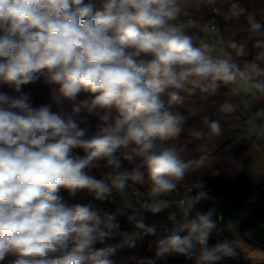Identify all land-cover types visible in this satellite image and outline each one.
Segmentation results:
<instances>
[{"label": "clouds", "instance_id": "9594fccd", "mask_svg": "<svg viewBox=\"0 0 264 264\" xmlns=\"http://www.w3.org/2000/svg\"><path fill=\"white\" fill-rule=\"evenodd\" d=\"M246 12L231 4L232 16ZM247 21L252 35L264 28L254 13ZM196 24L187 0H0V84L18 94L0 92V262L116 264L114 249L94 246L129 233L108 211L64 203L62 190L74 196L84 189L104 200L114 190L123 194L130 183L146 185L140 211L158 214L173 207L167 197L190 173L208 168L219 175L213 157L174 143L185 133L193 140L204 133L186 128L187 117L172 109L183 103L182 94H216L219 82L231 85L233 95L264 93V68L236 62L231 51L213 55L209 42L189 34ZM226 47L236 57L248 55L247 40ZM41 76L54 102L76 101L82 93L87 98L71 111L34 108L21 89ZM221 111L234 108L225 102ZM91 119L98 121L94 133ZM205 124L220 134L217 121L205 117ZM100 167L101 178L89 174ZM209 199L202 182L187 188L178 212L168 216L173 228L157 241L156 257H191L197 244V264L236 254V242L227 239L207 247L217 230L214 209L192 212ZM128 219L133 237L155 234L142 215Z\"/></svg>", "mask_w": 264, "mask_h": 264}, {"label": "trees", "instance_id": "16d2710c", "mask_svg": "<svg viewBox=\"0 0 264 264\" xmlns=\"http://www.w3.org/2000/svg\"><path fill=\"white\" fill-rule=\"evenodd\" d=\"M192 7L193 18L197 21L195 27L189 29V34H192L198 41L204 39L211 44L207 39L204 28L214 23L217 26V33L221 37L226 51H231L233 59L243 64L244 61L257 62L264 68V60L260 59V54L264 53V28L257 35H252L250 26L247 21V13H254L255 20L264 25V0H213L212 3H203L201 0H187ZM238 3L242 8L246 9L245 15L235 17L230 14L232 3ZM217 10V12H216ZM248 41V55L245 57H236L234 50L226 47L227 42ZM257 41H260V46L257 47ZM212 45V44H211ZM213 55H219L213 49ZM260 79L264 80V77ZM50 87L45 83V77L41 76L35 82L22 86V92L30 97V104L34 108L43 105H50L52 111H58L61 108L66 111H71L73 106L79 104L80 101L87 98L86 94H80L76 101H68L61 99L58 103L54 102L49 95ZM231 85H226L219 82V89L216 94H206L199 91L194 95H184V101L181 104L173 107L174 112H179L187 117L186 128H199L203 130V138L193 140L187 133L181 135L176 144H186L190 152L194 155L206 153L213 157L212 163L219 169V175L213 176L208 168L202 169L199 172L190 173L187 180L182 183L178 193H173L167 197L172 202L178 201L187 195V188L191 187L196 182L204 184V190L209 195H215L218 198V207H223L226 204L240 205L246 208L247 213L250 209L259 208L264 205V188L260 189L261 196L254 202H247L250 193V170L253 152V133L251 130V121L259 117V110L264 111V93H259L255 89L254 96L257 102V108L247 110L245 108L246 91L241 90L239 95L231 93ZM0 92H5L11 96L18 95L11 88L0 84ZM225 102L231 103L234 111H221V105ZM83 114V112H82ZM205 117L209 120L217 121L220 124L221 132L219 135L213 134L206 127ZM98 121L91 119L88 127L90 132H95ZM85 125H81L84 127ZM173 143L172 141L168 142ZM79 155H83L81 150H76ZM123 167H130L127 162H124ZM102 167L92 169L89 174L101 178V173L104 171ZM131 184V183H130ZM138 191L146 194V185L131 184ZM193 189V194H195ZM60 195L63 202L72 204H90L93 209L108 211L113 214L116 221L120 224L121 231L129 233L128 237L117 234L113 238L106 239L103 243H98L94 247L96 249H114L113 255L110 257L116 264H147L148 261H154L155 264H197V259L202 251V246L196 245L191 257L176 254H166L163 257H156L155 249L157 241L166 237L172 230L170 227H162L155 234H141L138 237H133L134 229L129 222V217L138 214L134 210L128 208L124 200L117 194L115 196H107L104 200H97L87 190L81 189L76 194L69 195L67 191L62 190ZM246 213V214H247ZM139 215V214H138ZM240 226V231L246 234L243 223ZM245 224V223H244ZM147 225V224H146ZM186 232L180 233L181 236L186 235ZM131 237V238H129ZM134 246H130L133 244ZM220 242L217 235L211 233L207 241V247H212ZM256 246H264V244L254 239ZM12 257H6L5 261L0 264H8ZM218 264H250L246 254L236 249V254L231 257H225Z\"/></svg>", "mask_w": 264, "mask_h": 264}, {"label": "rangeland", "instance_id": "374dc122", "mask_svg": "<svg viewBox=\"0 0 264 264\" xmlns=\"http://www.w3.org/2000/svg\"><path fill=\"white\" fill-rule=\"evenodd\" d=\"M204 33L207 39L211 41L213 49L218 52L219 55H222L226 49L219 34L215 30L211 29L210 26H206L204 28ZM244 105L247 110H253L257 108V102L253 89L246 91ZM250 125L253 133L254 143L250 170V193L252 196H255V199H258L261 196L260 189L262 187L264 188L263 110H259V117L254 118ZM116 194L124 200L128 208L134 210L139 215H142L144 223L149 226H155L156 231L162 227H165V224L171 222L168 219L170 212H178L175 206L179 200L172 202V208L166 209L158 214L140 211V201L146 199L147 196L146 194L135 189L131 184L123 194L115 191L113 196ZM205 201H201L198 206H203L204 212L206 210L214 209V215L216 214V211L219 212L218 209H220V212L225 219L224 227L226 230V235L229 238L235 239L236 246L245 252L250 264H264V246H256L254 244V239L259 240L264 244V205L257 209L254 208V210L250 209L247 213L246 208L240 205L226 204L223 207L216 209V207L208 205ZM244 217L245 224L243 223V226L247 235L240 231V226Z\"/></svg>", "mask_w": 264, "mask_h": 264}, {"label": "built area", "instance_id": "2783aa9c", "mask_svg": "<svg viewBox=\"0 0 264 264\" xmlns=\"http://www.w3.org/2000/svg\"><path fill=\"white\" fill-rule=\"evenodd\" d=\"M217 12V10H216ZM210 27L211 29L217 31V26L212 23L210 24ZM115 193V190L110 194V195H114ZM108 195V196H110ZM210 197H213L214 199H209V200H206L205 202L207 204H216L218 203V198L215 196V195H209ZM183 199H180L179 200V203H182L183 202ZM252 201V195L249 196L247 202H251ZM223 221H224V217L221 213H218L217 217H216V222H217V230L213 232V234L217 235L220 239V242H222L223 240L227 239L229 241H233L232 238H229L227 235H226V232H225V228L223 226ZM146 224V223H145Z\"/></svg>", "mask_w": 264, "mask_h": 264}, {"label": "crops", "instance_id": "0c3cea01", "mask_svg": "<svg viewBox=\"0 0 264 264\" xmlns=\"http://www.w3.org/2000/svg\"><path fill=\"white\" fill-rule=\"evenodd\" d=\"M186 196V195H185ZM255 200H257V199H255V196H252V202H254ZM177 204H179V202H177ZM199 204H197L196 206H195V208L193 209V212H192V215L193 216H195V214L197 213V212H200V213H206L207 211H209V210H206L205 212H204V209H203V206H198ZM208 205H212V206H214V207H216V209L217 208H220V207H218L216 204H208ZM219 210V212H217L216 211V214L213 216V219L216 221V217H217V215H218V213H221L220 212V209H218ZM179 218V217H178ZM224 221H225V219H224ZM224 221H223V226H224ZM217 223V222H216ZM165 227H170V228H173V224L171 223V222H169V223H167V224H165ZM225 228V227H224ZM225 232H226V230H225ZM232 240L233 241H235V239L234 238H232ZM237 248V250L239 249L238 248V246H236ZM239 251H241V252H243V253H245L243 250H240L239 249ZM247 257V256H246Z\"/></svg>", "mask_w": 264, "mask_h": 264}, {"label": "water", "instance_id": "95a60500", "mask_svg": "<svg viewBox=\"0 0 264 264\" xmlns=\"http://www.w3.org/2000/svg\"><path fill=\"white\" fill-rule=\"evenodd\" d=\"M264 203V202H263Z\"/></svg>", "mask_w": 264, "mask_h": 264}]
</instances>
